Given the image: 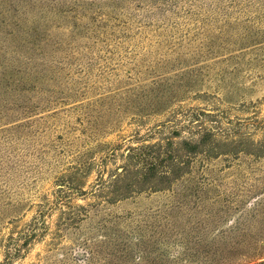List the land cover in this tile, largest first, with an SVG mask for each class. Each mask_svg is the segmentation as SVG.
I'll return each mask as SVG.
<instances>
[{"label":"rangeland","instance_id":"rangeland-1","mask_svg":"<svg viewBox=\"0 0 264 264\" xmlns=\"http://www.w3.org/2000/svg\"><path fill=\"white\" fill-rule=\"evenodd\" d=\"M203 127L170 189L97 197L130 147ZM240 138L264 142V0H0V263L264 264Z\"/></svg>","mask_w":264,"mask_h":264},{"label":"trees","instance_id":"trees-1","mask_svg":"<svg viewBox=\"0 0 264 264\" xmlns=\"http://www.w3.org/2000/svg\"><path fill=\"white\" fill-rule=\"evenodd\" d=\"M183 128H187V126ZM212 128H200L196 134L191 132L193 137L197 135V139H182L180 142H175L174 136H171L161 138L158 143L153 145L141 144L130 147L127 154L123 155L126 165L122 167V170L108 175L107 180L101 178L100 187L96 189L97 197L107 196L123 200L146 190L170 189L177 180L188 172L186 170L197 161L198 157L203 160L212 158L208 151L217 149L213 142H216L215 139L219 136L213 132ZM178 129L176 128L171 134L180 135L181 130ZM239 143L247 149L246 154L255 156L264 154V142L257 143L251 138H240ZM218 147H233L235 149L236 145L234 141L228 138L224 141L219 140ZM221 155L217 154L213 158ZM130 170H132L131 173ZM76 177H78V173H76ZM77 181L84 183L82 178ZM81 185L78 187L81 188ZM0 264L9 263L6 259Z\"/></svg>","mask_w":264,"mask_h":264}]
</instances>
